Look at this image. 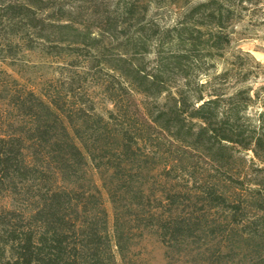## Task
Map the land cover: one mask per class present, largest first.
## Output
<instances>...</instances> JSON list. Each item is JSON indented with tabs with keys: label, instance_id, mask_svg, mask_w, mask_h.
I'll return each instance as SVG.
<instances>
[{
	"label": "trees",
	"instance_id": "trees-1",
	"mask_svg": "<svg viewBox=\"0 0 264 264\" xmlns=\"http://www.w3.org/2000/svg\"><path fill=\"white\" fill-rule=\"evenodd\" d=\"M51 3L91 10L100 41L118 54H151L148 72L133 66L121 78L155 104L124 86L127 99L112 94L105 115L74 96L16 99L27 120L0 136V195L16 203L0 211V264H134L145 233L166 254L209 235L226 263L264 264V84L247 86V67L264 64L239 48L249 27L264 26V0H26L5 4L0 20L15 34ZM193 152L215 173L196 187L181 159ZM238 152L251 153L253 178L231 170Z\"/></svg>",
	"mask_w": 264,
	"mask_h": 264
},
{
	"label": "rangeland",
	"instance_id": "rangeland-1",
	"mask_svg": "<svg viewBox=\"0 0 264 264\" xmlns=\"http://www.w3.org/2000/svg\"><path fill=\"white\" fill-rule=\"evenodd\" d=\"M25 2L0 0V14L5 4ZM37 8L32 19H23L17 24L18 31L15 34H10V26L4 18L0 20V136L15 134L24 125L27 119L16 110L14 103L16 99L24 100L29 93L44 100L56 96H74L76 100L92 105L96 113L105 115L113 109L110 99L112 94L117 100L127 99L128 94L121 89L124 86L140 102L154 106V98L134 94L127 81L121 78L122 72L133 74V66L148 72L153 58L151 54L123 56L107 40L101 42L96 33V22L87 7L51 3ZM65 24L70 28H63ZM249 30L248 37L251 40L239 44V48L264 64V26L257 29L249 27ZM120 57L125 62L120 61ZM247 71L252 74L247 82L252 90L264 84L262 69L251 64ZM256 73L261 75L260 78H254ZM163 99L164 95L158 97L156 102H162ZM181 159L184 160V178L189 186H201L213 180L215 173L211 170V161L204 154L193 152ZM250 159L251 153L238 152L235 160L231 161L230 168L238 172L240 179L245 176L253 178ZM89 171L100 187L96 173ZM100 193L111 226V205L101 188ZM11 203L16 206L8 194L0 195V211L10 208ZM136 240L130 254L134 264H206L210 256L219 258L217 260L223 261V264L227 261L223 256H218V239L209 235L201 236L180 253L167 250V254L165 247L153 234L145 233L143 238ZM240 245L245 249L248 243L241 241ZM240 256L237 255L233 262L242 263L243 258ZM117 260L122 264L119 257Z\"/></svg>",
	"mask_w": 264,
	"mask_h": 264
},
{
	"label": "bare ground",
	"instance_id": "bare-ground-1",
	"mask_svg": "<svg viewBox=\"0 0 264 264\" xmlns=\"http://www.w3.org/2000/svg\"><path fill=\"white\" fill-rule=\"evenodd\" d=\"M259 56H261V55H259Z\"/></svg>",
	"mask_w": 264,
	"mask_h": 264
}]
</instances>
